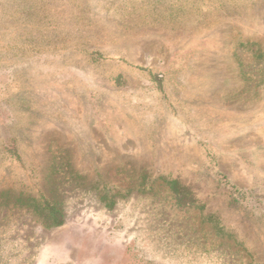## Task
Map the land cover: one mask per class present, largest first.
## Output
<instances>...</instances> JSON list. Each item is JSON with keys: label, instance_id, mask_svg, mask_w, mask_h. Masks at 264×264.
<instances>
[{"label": "rangeland", "instance_id": "rangeland-1", "mask_svg": "<svg viewBox=\"0 0 264 264\" xmlns=\"http://www.w3.org/2000/svg\"><path fill=\"white\" fill-rule=\"evenodd\" d=\"M0 264H264V0H0Z\"/></svg>", "mask_w": 264, "mask_h": 264}, {"label": "trees", "instance_id": "trees-1", "mask_svg": "<svg viewBox=\"0 0 264 264\" xmlns=\"http://www.w3.org/2000/svg\"><path fill=\"white\" fill-rule=\"evenodd\" d=\"M159 88H161V85L159 86ZM165 183L170 185L172 191L176 194L178 203H183V205L190 206L191 201H195L194 193L189 189L187 185L183 184L179 179L175 178L172 180H166ZM143 184L141 183V185ZM35 199L37 198H33L32 200H35ZM39 211L43 212V214L46 213L47 215L46 217L48 221H50L52 226L60 227L65 222L63 212H61L58 206L54 204L53 202H50V201L47 202L46 200L45 203L41 204V209ZM43 214H40V215H43Z\"/></svg>", "mask_w": 264, "mask_h": 264}]
</instances>
